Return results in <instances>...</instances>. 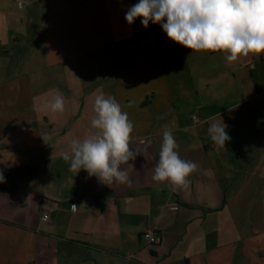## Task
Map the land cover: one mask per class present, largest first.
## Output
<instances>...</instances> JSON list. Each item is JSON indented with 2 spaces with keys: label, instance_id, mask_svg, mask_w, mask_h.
Here are the masks:
<instances>
[{
  "label": "crops",
  "instance_id": "0c3cea01",
  "mask_svg": "<svg viewBox=\"0 0 264 264\" xmlns=\"http://www.w3.org/2000/svg\"><path fill=\"white\" fill-rule=\"evenodd\" d=\"M26 1L0 0V264H264V54L230 63L129 25L139 0ZM102 94L134 125L130 183L63 159L98 131ZM56 95L63 112L44 106ZM221 120L225 148L207 134ZM165 126L197 165L186 188L152 178Z\"/></svg>",
  "mask_w": 264,
  "mask_h": 264
},
{
  "label": "clouds",
  "instance_id": "9594fccd",
  "mask_svg": "<svg viewBox=\"0 0 264 264\" xmlns=\"http://www.w3.org/2000/svg\"><path fill=\"white\" fill-rule=\"evenodd\" d=\"M142 18L147 28L149 22L160 24L167 37L194 52L221 51L227 53L228 62L252 55L264 54V0H139L128 7L125 20L132 25ZM51 112L64 111V99L56 95L44 105ZM95 118L92 127L98 131L82 142H71L72 155L65 153L63 159L70 161L69 170L79 173L81 169L100 181L111 184L130 183L128 173L121 165L134 160L139 153L129 147L134 125L127 112L122 111L115 97L98 95L94 101ZM228 126L221 120L211 122L207 134L215 145L225 148L231 139ZM178 144L167 126L163 131V143L159 161L154 169L153 180L169 181L177 188H186L187 177L197 165L180 158ZM5 182L0 171V183ZM75 209L76 205H72Z\"/></svg>",
  "mask_w": 264,
  "mask_h": 264
},
{
  "label": "rangeland",
  "instance_id": "374dc122",
  "mask_svg": "<svg viewBox=\"0 0 264 264\" xmlns=\"http://www.w3.org/2000/svg\"><path fill=\"white\" fill-rule=\"evenodd\" d=\"M33 1H37V0H27L26 2L31 3ZM36 6H37V3H35V4L31 5V6H28L29 7V11L33 12L37 8ZM29 17L32 18L33 20L30 21ZM29 17L28 16L27 17L24 16V18L26 19L27 29L30 32L31 38L35 39L36 38L35 36H37V38H40V34H38V35L34 34V30H35V27L38 26L39 24L42 25L41 21L39 20V18L34 13H31Z\"/></svg>",
  "mask_w": 264,
  "mask_h": 264
},
{
  "label": "built area",
  "instance_id": "2783aa9c",
  "mask_svg": "<svg viewBox=\"0 0 264 264\" xmlns=\"http://www.w3.org/2000/svg\"><path fill=\"white\" fill-rule=\"evenodd\" d=\"M22 7V6H21ZM176 208V207H175ZM50 217L49 215L44 216V220H48ZM143 239L148 241L150 244H156L159 242V239L157 238L155 232L153 230H146L143 234Z\"/></svg>",
  "mask_w": 264,
  "mask_h": 264
}]
</instances>
